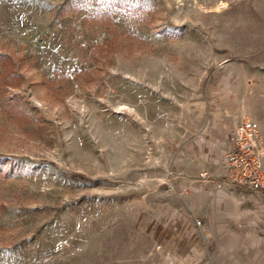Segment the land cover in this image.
<instances>
[{"label":"rangeland","instance_id":"374dc122","mask_svg":"<svg viewBox=\"0 0 264 264\" xmlns=\"http://www.w3.org/2000/svg\"><path fill=\"white\" fill-rule=\"evenodd\" d=\"M244 118L264 0H0V264H264Z\"/></svg>","mask_w":264,"mask_h":264},{"label":"built area","instance_id":"2783aa9c","mask_svg":"<svg viewBox=\"0 0 264 264\" xmlns=\"http://www.w3.org/2000/svg\"><path fill=\"white\" fill-rule=\"evenodd\" d=\"M224 164L229 183L264 195V140L258 122L244 118L236 124Z\"/></svg>","mask_w":264,"mask_h":264}]
</instances>
